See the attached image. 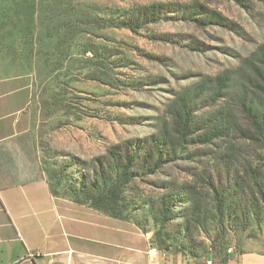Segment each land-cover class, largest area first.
<instances>
[{"label": "rangeland", "instance_id": "obj_1", "mask_svg": "<svg viewBox=\"0 0 264 264\" xmlns=\"http://www.w3.org/2000/svg\"><path fill=\"white\" fill-rule=\"evenodd\" d=\"M154 3L171 8L134 32L108 25ZM17 75L32 79L29 135L63 208L195 262L264 253V144L240 101L264 119V0H0V78Z\"/></svg>", "mask_w": 264, "mask_h": 264}, {"label": "crops", "instance_id": "obj_2", "mask_svg": "<svg viewBox=\"0 0 264 264\" xmlns=\"http://www.w3.org/2000/svg\"><path fill=\"white\" fill-rule=\"evenodd\" d=\"M32 96L29 76L0 78V264H149L150 247L119 229L76 217L52 196L29 135ZM174 260L264 264V253L249 244L245 253L222 261L179 255Z\"/></svg>", "mask_w": 264, "mask_h": 264}, {"label": "trees", "instance_id": "obj_3", "mask_svg": "<svg viewBox=\"0 0 264 264\" xmlns=\"http://www.w3.org/2000/svg\"><path fill=\"white\" fill-rule=\"evenodd\" d=\"M171 6L164 5L161 3H154L148 6H139L135 7L129 12H124L122 14H119L116 19L113 22H108V25L110 27L114 28H123L130 31H136L137 29L141 28L142 25L147 24L148 22H154L159 20L163 17L164 11L166 9H170ZM188 16H194V15H202L205 14L204 9L201 7H195L190 6L188 7ZM185 10V9H184ZM183 13V12H182ZM184 14V13H183ZM206 19L204 21L209 22L215 19L214 13H207ZM193 20L192 17H189ZM99 22L101 19H97ZM225 81L226 79L223 76H218L215 78V83L217 85V89L221 90L225 88ZM241 101V105L243 108L244 113L246 114L250 126L253 130V132H248L247 134L250 136V139L255 142L256 144H264V119H259L258 114L255 113L251 106L250 102L245 99L243 96ZM173 119L174 124L176 127V132L179 135V139L182 143H188V136L190 135V132H192L191 128H193L192 124V107L188 101L185 99H181L180 105L177 110L173 112ZM224 128L214 127L212 130L204 133L203 135H200L196 137L192 142H198L199 144H208L211 143L215 138L221 136L223 134ZM253 179V178H252ZM254 180V179H253ZM259 190V188H258ZM216 192V200L218 201V204L220 207H222L225 204L224 197L226 196L225 192ZM196 216V213L192 215V218ZM167 251V250H162ZM181 254V256L185 257L188 254L183 253L182 251H177Z\"/></svg>", "mask_w": 264, "mask_h": 264}, {"label": "built area", "instance_id": "obj_4", "mask_svg": "<svg viewBox=\"0 0 264 264\" xmlns=\"http://www.w3.org/2000/svg\"><path fill=\"white\" fill-rule=\"evenodd\" d=\"M228 253L231 254L232 252L228 251ZM148 254L151 256L149 264H160L158 259H161L164 264H178L174 260V256L179 255L180 257H182L178 252L173 253L171 251H162L155 247H150ZM206 264H212V261L208 260L206 261Z\"/></svg>", "mask_w": 264, "mask_h": 264}]
</instances>
